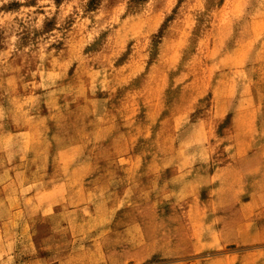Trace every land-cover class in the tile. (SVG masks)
Masks as SVG:
<instances>
[{"label":"rangeland","instance_id":"rangeland-1","mask_svg":"<svg viewBox=\"0 0 264 264\" xmlns=\"http://www.w3.org/2000/svg\"><path fill=\"white\" fill-rule=\"evenodd\" d=\"M250 196L264 0H0V264H255Z\"/></svg>","mask_w":264,"mask_h":264},{"label":"crops","instance_id":"crops-1","mask_svg":"<svg viewBox=\"0 0 264 264\" xmlns=\"http://www.w3.org/2000/svg\"><path fill=\"white\" fill-rule=\"evenodd\" d=\"M237 203L241 204V207L236 210L234 214L238 216L235 217V220L237 218H239V220L237 222L231 220L226 224V228L230 231L223 232V234L217 232L216 236L211 235L212 238L210 243H214L217 246L216 249H221L229 245L240 248L264 246V197L250 196L248 199ZM218 220L221 221L220 219ZM218 227L219 225L217 226V231ZM213 237H215L214 240ZM255 252H245L246 254L241 252L240 255L232 256V264H236L238 261H245L247 258L250 259ZM260 253L261 258L257 256L258 258L255 264H264V249H262ZM229 256L231 255L225 256L224 259L222 257H217L216 259L210 260V262L230 264L228 261ZM204 263L207 264V262Z\"/></svg>","mask_w":264,"mask_h":264}]
</instances>
